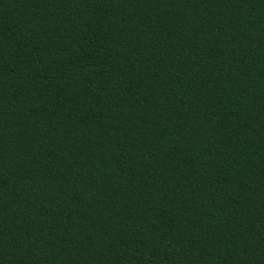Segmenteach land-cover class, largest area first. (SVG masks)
Returning a JSON list of instances; mask_svg holds the SVG:
<instances>
[{
  "label": "trees",
  "instance_id": "16d2710c",
  "mask_svg": "<svg viewBox=\"0 0 264 264\" xmlns=\"http://www.w3.org/2000/svg\"><path fill=\"white\" fill-rule=\"evenodd\" d=\"M0 264H264V0H0Z\"/></svg>",
  "mask_w": 264,
  "mask_h": 264
}]
</instances>
